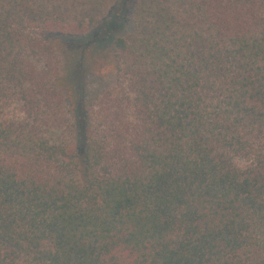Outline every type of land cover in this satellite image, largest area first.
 Here are the masks:
<instances>
[{"label":"trees","instance_id":"trees-1","mask_svg":"<svg viewBox=\"0 0 264 264\" xmlns=\"http://www.w3.org/2000/svg\"><path fill=\"white\" fill-rule=\"evenodd\" d=\"M0 264H264V0H0Z\"/></svg>","mask_w":264,"mask_h":264},{"label":"rangeland","instance_id":"rangeland-1","mask_svg":"<svg viewBox=\"0 0 264 264\" xmlns=\"http://www.w3.org/2000/svg\"><path fill=\"white\" fill-rule=\"evenodd\" d=\"M110 69H111V68H103L102 70H103L104 73H107ZM100 72H101V70H100ZM101 73H102V72H101ZM104 73H103V74H104Z\"/></svg>","mask_w":264,"mask_h":264}]
</instances>
